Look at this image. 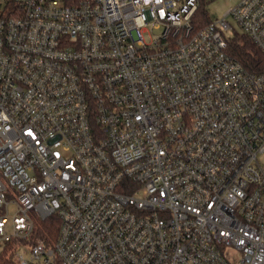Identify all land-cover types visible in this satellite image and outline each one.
<instances>
[{
	"label": "built area",
	"instance_id": "obj_1",
	"mask_svg": "<svg viewBox=\"0 0 264 264\" xmlns=\"http://www.w3.org/2000/svg\"><path fill=\"white\" fill-rule=\"evenodd\" d=\"M201 3L0 0V264H264V72L226 36L264 54V0Z\"/></svg>",
	"mask_w": 264,
	"mask_h": 264
},
{
	"label": "trees",
	"instance_id": "obj_2",
	"mask_svg": "<svg viewBox=\"0 0 264 264\" xmlns=\"http://www.w3.org/2000/svg\"><path fill=\"white\" fill-rule=\"evenodd\" d=\"M211 21L204 2L201 3L195 17L197 25L202 26ZM229 52L239 59L251 72H264V54L246 33L237 32L227 37ZM60 219L57 214L47 219H35V229L32 240L43 239L47 245H53L57 238Z\"/></svg>",
	"mask_w": 264,
	"mask_h": 264
},
{
	"label": "rangeland",
	"instance_id": "obj_3",
	"mask_svg": "<svg viewBox=\"0 0 264 264\" xmlns=\"http://www.w3.org/2000/svg\"><path fill=\"white\" fill-rule=\"evenodd\" d=\"M202 2H204L205 8L208 11L210 19L213 21H217L223 18L226 12L231 7L236 5L239 2V0H202ZM228 19L230 23L232 24V28L226 32L227 37L233 36L237 32L244 33L241 27L237 24V22L232 17H229ZM5 211L6 210H4L3 208H0V214H2ZM8 211H9V216L13 217V215L17 211V206L15 204L10 205ZM17 251L21 254H24L25 257H28L30 254L29 250H27V248L23 246H19L17 248ZM236 256L237 254H235L234 259H236Z\"/></svg>",
	"mask_w": 264,
	"mask_h": 264
}]
</instances>
